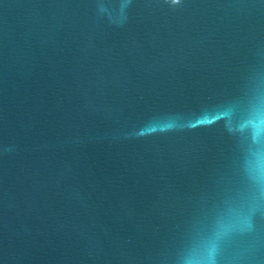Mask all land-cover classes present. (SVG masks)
Instances as JSON below:
<instances>
[{"label": "water", "instance_id": "water-1", "mask_svg": "<svg viewBox=\"0 0 264 264\" xmlns=\"http://www.w3.org/2000/svg\"><path fill=\"white\" fill-rule=\"evenodd\" d=\"M0 264H264V0H0Z\"/></svg>", "mask_w": 264, "mask_h": 264}]
</instances>
